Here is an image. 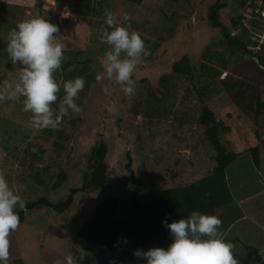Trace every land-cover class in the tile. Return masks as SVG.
<instances>
[{
	"label": "rangeland",
	"instance_id": "obj_1",
	"mask_svg": "<svg viewBox=\"0 0 264 264\" xmlns=\"http://www.w3.org/2000/svg\"><path fill=\"white\" fill-rule=\"evenodd\" d=\"M218 1L225 4L220 9V19L230 34L247 39L239 27L252 18L241 0H0V93L6 91L3 80L14 85L20 71L6 51L8 33L19 21L41 16L51 23L65 24L74 17L90 26L83 52L66 53V60L55 73L61 97L65 81L85 79L76 101L83 108L82 113L69 111L58 130H36L29 122L31 113L22 110L23 98L0 100V174L22 197L26 208L25 221L16 230L23 247L22 262L8 264H65L69 254L76 264H142L134 257L131 244L116 253L78 238L77 231L94 204L85 192L75 195L74 204L65 214L43 205L29 210L26 205L42 197L62 200L72 188L81 187L91 149L101 139L109 146L106 193L126 196L133 189L126 168L128 153L134 174L142 179L145 189L179 186L210 173L216 164L215 149L206 139L205 127L198 122L203 103L195 85H209L205 101L218 118H224L221 111L225 107H236L234 120L241 138L255 129L251 114L235 106L236 99L220 79L232 76L235 81L245 79L261 88L264 65H256L257 57L249 52L243 55L245 51L238 47L231 54L222 43L224 32L209 22L210 7ZM105 9L115 14L119 25L130 24L129 31L139 32L145 42L147 55L133 74L135 93L131 96H126L112 80L95 79L97 72L102 71L101 59L108 48L99 40L101 30L108 27ZM125 15L130 21L124 20ZM244 15L249 20L243 19ZM251 30L260 32L253 27ZM250 47L264 56V47ZM219 54L228 59V67L218 79L210 80L204 58H212L213 66L219 67ZM185 55L196 68L191 77L194 80L189 76L175 78L176 85L161 86V77L170 73L173 63ZM257 123L263 135L260 170L255 169L251 156L238 158L229 167L236 200L228 209L222 228L225 232L230 228L226 235L239 236L259 246L264 254V114ZM225 144L238 148L228 141ZM62 172L66 179L55 187Z\"/></svg>",
	"mask_w": 264,
	"mask_h": 264
},
{
	"label": "trees",
	"instance_id": "obj_2",
	"mask_svg": "<svg viewBox=\"0 0 264 264\" xmlns=\"http://www.w3.org/2000/svg\"><path fill=\"white\" fill-rule=\"evenodd\" d=\"M140 3L142 0H131ZM243 8L250 4V0H241ZM225 6L219 1L210 7L209 22L212 27L221 28L224 32L222 43L234 54V48L244 50V54L251 53L257 57L264 65V56L253 52L250 45L264 47L252 37V21L244 15L243 19H248V23L242 24L240 30L245 31L247 39L236 34L233 36L220 19V9ZM242 19V20H243ZM60 28V35H63L65 55L73 51L80 54L85 49L86 39L90 36V26L81 18L75 20L74 17L66 20L65 24L55 22ZM234 25H238L234 22ZM254 53V54H253ZM256 54V55H255ZM220 66H213L212 58H204V66L207 69V78L218 79L223 69L228 67V59L219 54ZM257 62V63H256ZM259 65L258 61H255ZM71 61H68V65ZM220 68V69H219ZM195 66L192 65L187 55L175 61L170 73L165 74L160 79L163 87L175 84L174 79L194 77ZM189 76V77H188ZM228 76V75H227ZM194 80V78H191ZM90 80V79H88ZM246 83H245V82ZM227 92L236 99L235 106L251 114L255 121V129L249 130L248 137L240 136L236 122V107L227 106L221 112L224 118H218L215 111L205 101L209 85H195L197 92L203 103L199 124L205 127V136L215 149L214 159L216 164L207 175L187 184L173 187L145 189L141 178L136 177L131 166V156L128 153L129 162L126 168L130 171V179L134 187L126 196L119 195L113 191L105 192L108 186V143L105 140L98 141L91 149L87 171L83 176L81 187L72 188L69 195L62 200L51 201L47 197H42L37 201L27 203V209L34 210L39 206H46L57 214H65L74 204L75 195L78 192H85L94 204L90 212L77 231L79 239L88 242L93 246H99L112 252H121L128 244L134 250L167 247L173 242L169 235V230L163 225V221L168 218V223L187 218L191 212L199 211L202 214L215 215L222 220V226L227 222L228 209L236 200L234 186L228 175L229 167L243 156H251V161L257 171L261 166V141L263 135L259 131L258 120L264 114V85L258 83H248V80H234L232 76L220 79ZM257 84V85H256ZM176 85V84H175ZM89 87V84H87ZM155 112H157L155 110ZM237 114V113H236ZM52 133V131L50 130ZM62 136V132L58 133ZM225 135V136H224ZM259 139L258 140L256 139ZM248 140V142L244 140ZM257 140V141H256ZM236 144L237 149L227 147L225 142ZM35 166V165H33ZM35 173L40 174L37 166ZM66 179L62 172L55 187L61 185ZM25 209H19L21 223L25 221ZM231 219V218H230ZM230 221V222H229ZM228 223H231L229 220ZM20 223V224H21ZM221 231L227 242L234 245V256L243 264H264V254L259 246L243 241L239 236L226 235L229 232ZM10 258L8 262L21 263L23 258V247L17 231L9 236ZM131 242V243H130ZM142 264L146 261L140 260Z\"/></svg>",
	"mask_w": 264,
	"mask_h": 264
},
{
	"label": "clouds",
	"instance_id": "obj_3",
	"mask_svg": "<svg viewBox=\"0 0 264 264\" xmlns=\"http://www.w3.org/2000/svg\"><path fill=\"white\" fill-rule=\"evenodd\" d=\"M107 28L99 34L100 43L108 46L101 59L102 71L97 72V82L107 78L117 83L126 96L135 93L133 74L138 64L147 55L145 42L139 32L119 25L113 12L105 9ZM124 20L130 21L128 15ZM6 51L13 65L19 67L16 82L8 84L0 100L22 99L23 111L31 113L30 125L36 130H58L69 111L83 112L76 102L86 81L83 77L69 79L61 85L55 73L66 60L63 35L58 25L41 16L19 21L7 36ZM25 201L13 190L4 175L0 174V264H8L12 232L18 230L21 220L16 211L24 209ZM163 225L169 230L172 243L167 249H136L137 260L146 264H239L234 256V245L225 240L221 231L222 220L215 215L193 211L187 218ZM65 264H76L72 254Z\"/></svg>",
	"mask_w": 264,
	"mask_h": 264
},
{
	"label": "built area",
	"instance_id": "obj_4",
	"mask_svg": "<svg viewBox=\"0 0 264 264\" xmlns=\"http://www.w3.org/2000/svg\"><path fill=\"white\" fill-rule=\"evenodd\" d=\"M247 12L252 18L253 29H258L260 32L252 31L255 35L252 37L259 45L264 44V0H250L247 5Z\"/></svg>",
	"mask_w": 264,
	"mask_h": 264
},
{
	"label": "crops",
	"instance_id": "obj_5",
	"mask_svg": "<svg viewBox=\"0 0 264 264\" xmlns=\"http://www.w3.org/2000/svg\"><path fill=\"white\" fill-rule=\"evenodd\" d=\"M263 182H264V180H263ZM245 213L248 214L247 211H246ZM229 227H231V223L229 224ZM229 230H230V228L228 229L227 232H229ZM260 250H261V249H260Z\"/></svg>",
	"mask_w": 264,
	"mask_h": 264
},
{
	"label": "water",
	"instance_id": "obj_6",
	"mask_svg": "<svg viewBox=\"0 0 264 264\" xmlns=\"http://www.w3.org/2000/svg\"><path fill=\"white\" fill-rule=\"evenodd\" d=\"M256 61H258L259 65H262L260 62H259V59L258 58H255Z\"/></svg>",
	"mask_w": 264,
	"mask_h": 264
}]
</instances>
